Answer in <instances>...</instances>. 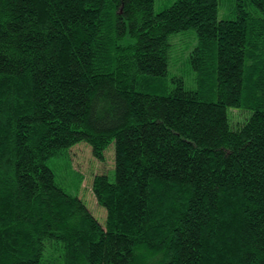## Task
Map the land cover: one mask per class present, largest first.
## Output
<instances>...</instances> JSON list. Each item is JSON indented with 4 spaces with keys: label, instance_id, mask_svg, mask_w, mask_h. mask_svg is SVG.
Listing matches in <instances>:
<instances>
[{
    "label": "trees",
    "instance_id": "trees-1",
    "mask_svg": "<svg viewBox=\"0 0 264 264\" xmlns=\"http://www.w3.org/2000/svg\"><path fill=\"white\" fill-rule=\"evenodd\" d=\"M227 1L0 0V264H264V0ZM80 143L104 225L49 165Z\"/></svg>",
    "mask_w": 264,
    "mask_h": 264
},
{
    "label": "rangeland",
    "instance_id": "rangeland-1",
    "mask_svg": "<svg viewBox=\"0 0 264 264\" xmlns=\"http://www.w3.org/2000/svg\"><path fill=\"white\" fill-rule=\"evenodd\" d=\"M220 18H233L234 14L228 8V1L224 0V5L221 7L219 14ZM175 39L177 44L172 51L170 59V75L183 77L184 82L187 86L191 87L192 75L189 73L184 59L182 56L190 53V51L196 45V38L191 32L179 33ZM179 40V41H178ZM191 75V76H189ZM235 121L238 120L239 116H242L239 111H234ZM68 154H64L62 158L58 160H51L49 162L50 167L57 174L58 181L62 186L71 194L79 195L84 200L88 208L99 220L101 224L106 223L107 213L106 210L98 204L93 192L91 185L93 177L96 174L106 173L111 181L115 178V149L112 144L106 151V163L98 162L92 155L91 148L85 144L80 143L76 145ZM76 172V173H75ZM79 174L81 179L75 175ZM77 176V177H76Z\"/></svg>",
    "mask_w": 264,
    "mask_h": 264
}]
</instances>
